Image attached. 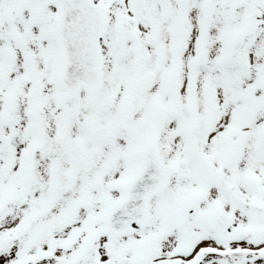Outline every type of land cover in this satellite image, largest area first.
Wrapping results in <instances>:
<instances>
[{
  "label": "snow or ice",
  "instance_id": "1",
  "mask_svg": "<svg viewBox=\"0 0 264 264\" xmlns=\"http://www.w3.org/2000/svg\"><path fill=\"white\" fill-rule=\"evenodd\" d=\"M0 264H264V0H0Z\"/></svg>",
  "mask_w": 264,
  "mask_h": 264
}]
</instances>
